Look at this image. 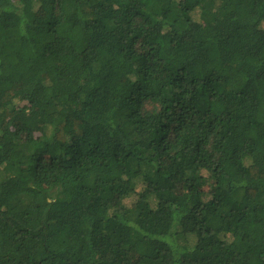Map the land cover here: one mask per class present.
Masks as SVG:
<instances>
[{
    "label": "trees",
    "instance_id": "16d2710c",
    "mask_svg": "<svg viewBox=\"0 0 264 264\" xmlns=\"http://www.w3.org/2000/svg\"><path fill=\"white\" fill-rule=\"evenodd\" d=\"M0 264H264V0H0Z\"/></svg>",
    "mask_w": 264,
    "mask_h": 264
},
{
    "label": "rangeland",
    "instance_id": "374dc122",
    "mask_svg": "<svg viewBox=\"0 0 264 264\" xmlns=\"http://www.w3.org/2000/svg\"><path fill=\"white\" fill-rule=\"evenodd\" d=\"M160 69V68H158ZM160 77L163 78V74H160ZM204 190L208 193L210 191V189L208 187H205Z\"/></svg>",
    "mask_w": 264,
    "mask_h": 264
}]
</instances>
